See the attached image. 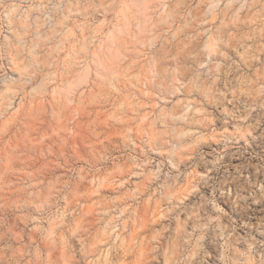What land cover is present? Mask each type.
I'll use <instances>...</instances> for the list:
<instances>
[{
  "label": "rangeland",
  "instance_id": "374dc122",
  "mask_svg": "<svg viewBox=\"0 0 264 264\" xmlns=\"http://www.w3.org/2000/svg\"><path fill=\"white\" fill-rule=\"evenodd\" d=\"M0 264H264V0H0Z\"/></svg>",
  "mask_w": 264,
  "mask_h": 264
}]
</instances>
